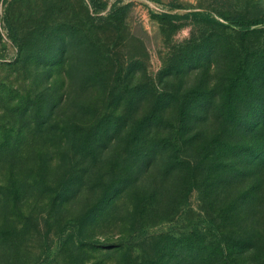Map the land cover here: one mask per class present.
Segmentation results:
<instances>
[{
    "label": "rangeland",
    "instance_id": "rangeland-1",
    "mask_svg": "<svg viewBox=\"0 0 264 264\" xmlns=\"http://www.w3.org/2000/svg\"><path fill=\"white\" fill-rule=\"evenodd\" d=\"M0 264H264V0H0Z\"/></svg>",
    "mask_w": 264,
    "mask_h": 264
},
{
    "label": "trees",
    "instance_id": "trees-1",
    "mask_svg": "<svg viewBox=\"0 0 264 264\" xmlns=\"http://www.w3.org/2000/svg\"><path fill=\"white\" fill-rule=\"evenodd\" d=\"M258 23H260L258 20H251V21L248 20L244 22V25L248 27L250 25H255ZM126 100L127 103H130V105L135 106L134 112L138 110L139 108L138 105H141L143 103L144 104L146 103V109H149L148 111H146V114H144L142 117L140 118L134 117L133 120V123L137 122L142 127L141 130H146V134H145L146 138H144L146 139V143L147 142L150 143V140L147 137L149 135L151 137L152 130L160 127L163 122H166L165 120H167L166 118H168L167 113L172 112L174 111V109L176 110L177 108L178 110L177 113L179 115V122H184L185 118L188 116V113L190 112V110L183 109L180 106V104H178L180 102L179 98L170 94L161 97V95L159 94L153 95L150 94V92L148 91L137 90L131 93L129 96H122L120 98L119 104L123 105V102ZM178 105H179V109H178ZM33 106L34 103L30 104V106H28L24 110V114H31V109L33 108ZM204 111L208 112L209 108H204ZM198 113L201 112H193V113L191 112L190 115H192L193 118V116L195 115L197 116ZM189 120L192 121L191 119ZM115 121L116 118H113L112 120L109 119L104 124V126L103 125L98 126L97 130H95V133L90 134L92 136H90L91 143L89 146H86L84 144L80 146V144H78L79 146H77L78 148L77 151L79 153V156H83V158L89 155H91L90 157L94 156L95 153L93 148L99 147L100 144L105 143L106 138L110 136L114 130V126L116 124ZM59 132L66 134V136L68 135L67 127L61 128ZM54 137L56 138V136ZM155 146L153 143H150V145H148V149L146 151V163L148 166H150L154 162L155 157L160 154V150H163V148L160 149L159 144H157L158 150ZM87 152L89 153L87 154ZM79 226H81V224H79Z\"/></svg>",
    "mask_w": 264,
    "mask_h": 264
}]
</instances>
